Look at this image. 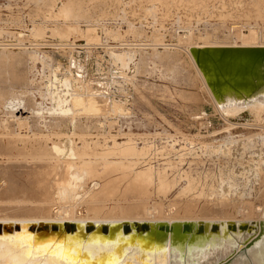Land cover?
I'll return each mask as SVG.
<instances>
[{"label": "rangeland", "instance_id": "rangeland-1", "mask_svg": "<svg viewBox=\"0 0 264 264\" xmlns=\"http://www.w3.org/2000/svg\"><path fill=\"white\" fill-rule=\"evenodd\" d=\"M215 44L264 45V0H0V218L260 219L264 109L216 104Z\"/></svg>", "mask_w": 264, "mask_h": 264}, {"label": "water", "instance_id": "water-1", "mask_svg": "<svg viewBox=\"0 0 264 264\" xmlns=\"http://www.w3.org/2000/svg\"><path fill=\"white\" fill-rule=\"evenodd\" d=\"M189 51L218 104L246 103L264 97V45L192 46ZM235 228V223L229 226L230 230ZM248 228V223L240 224L241 230ZM263 229L261 225L259 235L250 240L247 248L264 234ZM218 230V223L203 220L0 222V238L5 237L18 254L25 255L24 259L33 257L41 262L52 257L51 264H105L134 256L138 261H152L168 248L184 254L207 232ZM237 251L216 264H226Z\"/></svg>", "mask_w": 264, "mask_h": 264}, {"label": "bare ground", "instance_id": "bare-ground-1", "mask_svg": "<svg viewBox=\"0 0 264 264\" xmlns=\"http://www.w3.org/2000/svg\"><path fill=\"white\" fill-rule=\"evenodd\" d=\"M192 46L200 47V46H219V45L215 44V45H192ZM192 46H189L188 50ZM226 46H258V45H235L234 44V45H226ZM200 72H201V70H200ZM202 76H203V74H202ZM203 78H204V76H203ZM204 80H205V78H204ZM205 82H206V80H205ZM215 102H216V100H215ZM216 104L222 110H229V112H231L233 114V113L241 112V111H243L245 109H250L251 107H254L255 105H259V106L263 107V109H264V97L260 96V97H257L255 99H253V100H250V101H248L246 103L237 102V103H232V104H223V105H221V104H218L216 102ZM247 137L249 138V135H244L241 138V139L244 140L243 146L249 143V142L245 141V140H247ZM72 149L73 148H71V150L68 151V150H60L59 148L55 147L56 151H61L62 154H66L68 156H72L75 153V152H73ZM132 150H134V148L131 147V146H124V147H122L120 149L121 153H125V154H128V155L132 154ZM136 153H137V151H136ZM107 156H109V154ZM64 162L69 164L68 160H66ZM110 163H112V162H110ZM68 169H70V168H68ZM91 171H92V167L89 164L88 165V169L86 168V172L90 173ZM159 171L162 174L163 170H159ZM158 172H157V174L155 176L153 169H151L150 167L146 168V169H142L140 171L141 178L139 180V184H141L142 182L143 183H145V182L151 183L153 178L156 177L158 179L157 180L158 181L157 185H158L159 189L166 190L169 187H171L173 185V181L172 182L165 181L166 179L163 177V174H162V177H161L158 174ZM76 173H78V172H76ZM71 174L73 176V174H75V173H71ZM186 174H188V173H186ZM77 176L79 177V175H77ZM36 177H38V176H36ZM75 178H76V176H75ZM75 178H73V179H75ZM69 179L68 180L71 181L72 178L69 177ZM107 179H109V178H107ZM57 180H58V177L57 178L55 177V179L53 180V183L56 184ZM71 183H72V181H71ZM147 183H145V184H147ZM188 183L191 185L192 182L190 181V179H189ZM66 185L64 184V186H66ZM62 186H61L62 189L58 190L61 193H65L66 191H68L70 189L68 187H66L67 189L65 187L63 189ZM30 188H32V186ZM146 189H148V188H146ZM131 190H133V189H131ZM131 190H129V191H131ZM30 191H31V189H30ZM133 191H135V190H133ZM11 192L13 193V191H11ZM136 192L138 193V191H136ZM6 194H7V192H6ZM105 194H107V192ZM4 196H5V194H4ZM6 197H7V195H6ZM185 207H187V206H185ZM204 208H206V207H204ZM186 210L188 211V207H187ZM209 210L211 211V209H207V211H209ZM190 211L192 212V210H190ZM190 211H188L187 213H189ZM24 220L25 221H31V220H33V221H61V220L69 221V220H75V221H82V222L96 221V220H99V221H103V220H151V221H166L168 223H171L173 221H183V220H196V221L203 220V221H208V222H216L219 225V230L217 232H214V233L213 232H207L208 235L204 236V239L202 241H198V242L196 241L194 244H192L189 247V250L186 253H184V254H183V251L182 252L181 251H177V250H175V248L170 250V248H168V249L164 250L163 252L157 253V255L155 256V259H152V261H150V260L138 261L139 259H137L134 256V257L129 258V259L125 258L123 261H120V262L105 263V264H189V263H186V262H192L194 264H216V263H219L221 260L223 261L229 255L233 254L237 249H239L241 246H243L246 242L250 241L252 238L254 239V237L258 233V229L260 228V226L261 225L264 226V208L262 210L261 218L260 219L258 218V220L257 219H252V218L251 219H241V218H227V217L226 218H198V217L197 218H191V217L188 218V217H186V218H174V219H165V218L164 219H162V218L161 219H149V218H144V217L143 218H140V217H137V218H76V219L14 218V217H12V218H9V217L0 218V222H13L14 223L16 221H24ZM233 223L236 224V228H235L234 231L229 229V226L233 225ZM241 223H248V227L249 228L246 229V230H241L240 229V224ZM263 233H264V231H263ZM12 244H15V241ZM130 255H133V254H130ZM24 258H25V255L22 254V253L18 254V252L15 250V248H13L12 245L10 246V244L7 243L5 237L0 238V264H51V261H52V257H49V258L47 257V258L43 259L41 262H39L37 259H35L33 257L29 258L28 260L24 259ZM231 264H264V234L261 235L254 242V244L252 246H250L247 250H245L243 252V254L241 252L239 254H237L234 257V259H233Z\"/></svg>", "mask_w": 264, "mask_h": 264}]
</instances>
